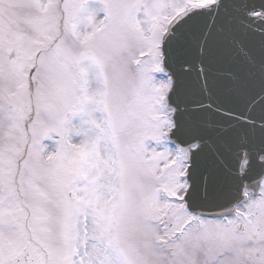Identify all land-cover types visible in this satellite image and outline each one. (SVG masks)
<instances>
[{
  "label": "snow or ice",
  "instance_id": "obj_1",
  "mask_svg": "<svg viewBox=\"0 0 264 264\" xmlns=\"http://www.w3.org/2000/svg\"><path fill=\"white\" fill-rule=\"evenodd\" d=\"M0 264H264V0H0Z\"/></svg>",
  "mask_w": 264,
  "mask_h": 264
}]
</instances>
